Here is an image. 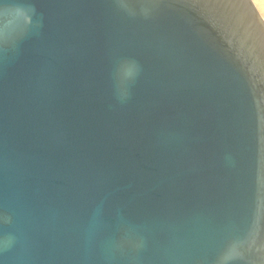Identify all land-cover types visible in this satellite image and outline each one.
<instances>
[{
    "label": "water",
    "instance_id": "obj_1",
    "mask_svg": "<svg viewBox=\"0 0 264 264\" xmlns=\"http://www.w3.org/2000/svg\"><path fill=\"white\" fill-rule=\"evenodd\" d=\"M0 264H264L251 0H0Z\"/></svg>",
    "mask_w": 264,
    "mask_h": 264
},
{
    "label": "bare ground",
    "instance_id": "obj_2",
    "mask_svg": "<svg viewBox=\"0 0 264 264\" xmlns=\"http://www.w3.org/2000/svg\"><path fill=\"white\" fill-rule=\"evenodd\" d=\"M261 16L264 18V0H254Z\"/></svg>",
    "mask_w": 264,
    "mask_h": 264
},
{
    "label": "rangeland",
    "instance_id": "obj_3",
    "mask_svg": "<svg viewBox=\"0 0 264 264\" xmlns=\"http://www.w3.org/2000/svg\"><path fill=\"white\" fill-rule=\"evenodd\" d=\"M251 1H252L253 5L255 6V8H256V10H257V12L259 13L260 17H261V18H262V20L264 21V18L261 16V14H260V12H259V10H258V8H257L256 4L254 3V0H251Z\"/></svg>",
    "mask_w": 264,
    "mask_h": 264
}]
</instances>
